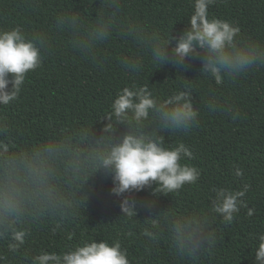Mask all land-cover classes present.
I'll return each instance as SVG.
<instances>
[{
    "label": "trees",
    "instance_id": "1",
    "mask_svg": "<svg viewBox=\"0 0 264 264\" xmlns=\"http://www.w3.org/2000/svg\"><path fill=\"white\" fill-rule=\"evenodd\" d=\"M119 3L112 37L89 52L77 48L71 32L56 20L60 13H77L81 28L86 29L97 16L101 0H0V29L16 25L29 32L44 29L53 42L40 67L27 74L18 99L0 106V120L7 123L6 128H0V139L10 140L18 151L31 152L34 145L50 141L75 148L86 137L103 134L104 115L123 87L147 85L161 98L187 88L200 112L199 123L187 133L161 134L166 147L184 143L189 148L192 157H184L181 163L196 167L200 177L167 195L153 194L155 184L133 192L129 198L137 202V215L127 217L121 210L124 197L111 191L110 173L99 169L81 186L65 171L67 161H58L63 195L70 202L87 197L85 205L63 217L52 213L29 221L23 254L61 253L95 239L119 242L130 264H184L167 241L164 218L199 211L209 213L217 240L196 264H254L255 238L264 232V64L220 85L201 73L199 58H190L180 67L165 64L158 68L146 62L143 72L129 77L120 58H143L147 49L125 29L136 25L178 38L189 24L194 0ZM208 14L238 25L244 39L264 41V0H215ZM126 131V126H117L114 139ZM237 167L243 180L235 175ZM245 183L249 186L243 198L245 206L231 224L210 213L214 189L239 190ZM148 201H153L152 206H147ZM153 217L160 222L159 237L154 241L145 235V230L156 231L150 223ZM0 255H10L2 240ZM13 264H26V260L17 256Z\"/></svg>",
    "mask_w": 264,
    "mask_h": 264
},
{
    "label": "clouds",
    "instance_id": "2",
    "mask_svg": "<svg viewBox=\"0 0 264 264\" xmlns=\"http://www.w3.org/2000/svg\"><path fill=\"white\" fill-rule=\"evenodd\" d=\"M213 3L215 0H194L189 24L178 38L136 25L127 27V34L147 52L143 58L121 57L125 74L138 76L146 62L158 68L165 64L180 67L190 58H199L201 73L220 85L264 64V41L244 39L238 25L209 18L208 8ZM119 12V0H101L97 16L86 29L81 28L77 13H60L56 23L71 32L77 48L91 52L112 37ZM52 46L51 36L44 29L29 32L23 25L0 29V106L18 99L27 74L40 67L44 53ZM110 109L104 115L107 123L103 125V134L99 138L86 137L75 148L50 141L34 145L31 152L18 151L10 140L0 139V240L6 243L10 254L0 255V261L13 264L20 256L26 264H130L119 242L95 239L61 253L41 251L25 257L22 249L29 221L52 213L63 217L85 205L86 196L70 202L63 195L58 182V161H67L65 171L81 186L99 169L110 173L111 191L124 197L121 210L127 217L137 215V202L129 198L133 192L155 184L153 194L167 195L197 182L200 171L181 163L184 157H192V152L184 143L166 147L161 134L187 133L199 123L200 112L194 108L189 89L176 90L161 98L147 85L126 86L116 93ZM120 125L126 126L127 131L115 140L113 133ZM6 127V121L0 120V128ZM235 175L244 179L239 167ZM248 187L245 183L239 190L214 189L210 213L231 224L235 214L245 206L243 198ZM152 204L153 201L147 202L149 207ZM164 222L172 252L184 264H196L201 254L215 247L217 236L208 212L169 215ZM150 223L156 231L145 230V235L154 241L159 237L160 222L153 217ZM255 240L254 264H264V232Z\"/></svg>",
    "mask_w": 264,
    "mask_h": 264
}]
</instances>
